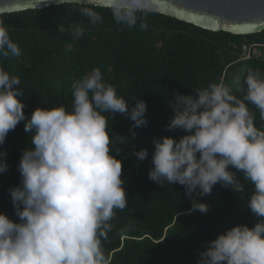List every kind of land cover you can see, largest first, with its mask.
<instances>
[{"label": "clouds", "instance_id": "9594fccd", "mask_svg": "<svg viewBox=\"0 0 264 264\" xmlns=\"http://www.w3.org/2000/svg\"><path fill=\"white\" fill-rule=\"evenodd\" d=\"M56 2L79 6L76 10L92 24L102 21L87 0ZM114 16L129 27L137 22L131 5L117 7ZM84 31L73 23L72 38H82ZM20 55L0 19V145L21 121L31 133V147L22 150L18 163L20 183L8 189L18 221L0 212V264H111L103 241L117 210L128 207V196L117 159L120 149L111 147L117 135L111 134L105 114L127 116L135 138L134 129L148 123L146 101L136 99L129 106L94 68L72 85L71 110L63 104L37 107L28 117L20 99L24 90L16 87L21 80L3 66ZM244 85L237 89L245 91L243 99L223 82H210L194 94L174 93L167 129L186 134L153 139L149 179L161 187L184 186L192 202L189 213L208 212L197 197L211 194L217 183L242 192L238 174L253 186L247 204L257 222L236 224L206 242L197 264H264V130L256 127L248 107L254 105L264 120V73L249 69ZM132 154L143 161L149 152L133 149ZM6 157L7 151H0V174L9 169Z\"/></svg>", "mask_w": 264, "mask_h": 264}, {"label": "trees", "instance_id": "16d2710c", "mask_svg": "<svg viewBox=\"0 0 264 264\" xmlns=\"http://www.w3.org/2000/svg\"><path fill=\"white\" fill-rule=\"evenodd\" d=\"M86 6L99 12L102 21L90 23L77 5L1 14L21 49L20 56L8 58L3 66L21 80L16 87L24 90L20 99L28 117L37 107L63 104L71 110L72 85L94 68L101 70L105 82L114 85L129 106L136 99L146 101L148 123L134 129L135 138L127 116L105 114L111 134L117 135L111 147L120 149L117 159L122 161L128 207L117 210L104 250L111 264H197L206 242L236 224L252 227L257 222L247 204L253 186L238 174L244 183L242 192L217 183L211 194L197 197L209 206L208 212L189 213L192 202L184 186L165 183L161 187L149 179L153 139H179L186 134L167 129L174 93L194 94L210 82H223L243 99L245 91L237 89H246L249 69L264 73V58L241 60L242 45H264V31L247 36L212 32L149 11H135L137 22L129 27L116 20L115 8ZM73 23L84 28L82 38H72ZM142 23L147 27L141 28ZM248 107L256 127L264 130L259 110L250 103ZM25 147H31V133L24 131L21 121L0 145V151H7L9 165L0 174V212L17 221L8 189L20 183L18 163ZM142 148L149 155L139 161L132 153Z\"/></svg>", "mask_w": 264, "mask_h": 264}, {"label": "water", "instance_id": "95a60500", "mask_svg": "<svg viewBox=\"0 0 264 264\" xmlns=\"http://www.w3.org/2000/svg\"><path fill=\"white\" fill-rule=\"evenodd\" d=\"M61 5L56 0H0V15L41 10ZM86 5L117 8L131 5L135 11H149L212 32L236 36L264 31V0H87Z\"/></svg>", "mask_w": 264, "mask_h": 264}, {"label": "built area", "instance_id": "2783aa9c", "mask_svg": "<svg viewBox=\"0 0 264 264\" xmlns=\"http://www.w3.org/2000/svg\"><path fill=\"white\" fill-rule=\"evenodd\" d=\"M252 57L264 58V45L252 44L242 45L241 60H248Z\"/></svg>", "mask_w": 264, "mask_h": 264}]
</instances>
